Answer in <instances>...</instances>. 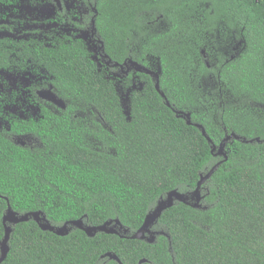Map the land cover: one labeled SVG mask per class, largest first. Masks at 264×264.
<instances>
[{
	"label": "trees",
	"instance_id": "1",
	"mask_svg": "<svg viewBox=\"0 0 264 264\" xmlns=\"http://www.w3.org/2000/svg\"><path fill=\"white\" fill-rule=\"evenodd\" d=\"M91 2L104 53L132 67L119 83L139 87L129 118L80 40L0 39V68L44 65L65 105L40 100L39 118H8L0 130V243L12 228L1 264H119L108 253L122 264H264V0ZM232 134L226 156L213 151ZM173 191L183 201L132 238ZM9 207L55 227L122 228L60 236L32 217L4 224Z\"/></svg>",
	"mask_w": 264,
	"mask_h": 264
},
{
	"label": "flooded vegetation",
	"instance_id": "2",
	"mask_svg": "<svg viewBox=\"0 0 264 264\" xmlns=\"http://www.w3.org/2000/svg\"><path fill=\"white\" fill-rule=\"evenodd\" d=\"M15 1L19 2V0H0V5H12ZM69 2V0H40L37 2V9L48 7L52 11V15L50 14V16L53 17L47 19H53V21L50 22L52 25L48 24L49 27L31 26L30 29L18 31L11 23L0 20V34L2 35L0 39L7 38L15 41L41 43L44 46H52L53 42L57 40H64L67 42L80 40L90 52L91 60L96 63L99 72L105 71L107 79L115 76L119 81H122L124 77L132 73V67H127L126 70L124 66H119L112 62L104 53V43L98 36L95 28L94 12H97V10L91 0H78L77 12H73L72 8L70 9ZM38 34H41L44 38H37L36 35ZM27 69L40 71V73L45 75L44 77H49L45 79L38 77L37 83H33L30 91L28 90V92L31 93L32 102L38 106L39 112L41 113L38 101L47 100L45 97L53 93V86L48 84L52 76L45 66L35 64L31 60H23L19 62V65H9L8 67L0 68V72L6 70L25 71ZM47 85L48 88H46ZM9 102L10 101H7L4 95H0V111L2 114L4 105ZM14 117L15 116L11 115L8 116L9 119Z\"/></svg>",
	"mask_w": 264,
	"mask_h": 264
},
{
	"label": "rangeland",
	"instance_id": "3",
	"mask_svg": "<svg viewBox=\"0 0 264 264\" xmlns=\"http://www.w3.org/2000/svg\"><path fill=\"white\" fill-rule=\"evenodd\" d=\"M40 0H19L12 5H0V20L11 23L16 30H27L31 26L42 27L52 25V11L50 8L37 9V2ZM69 7L73 12L78 11V0H69ZM49 24V25H48ZM54 33V31H53ZM3 34V33H2ZM0 37L2 35L0 34ZM37 38H44L41 34L36 35ZM45 75L33 69L25 71L6 70L0 72V95H4L8 104L4 105L3 116L0 117V129H9L8 116H15L20 119L27 120L37 119L40 117L39 108L32 102L30 91L33 83H37L38 77ZM112 79L117 82V92L121 97L123 110L126 114L130 112L129 98L133 90H138L139 87L135 83L129 88L124 89L119 83L120 81L112 76ZM141 88V86H140Z\"/></svg>",
	"mask_w": 264,
	"mask_h": 264
},
{
	"label": "water",
	"instance_id": "4",
	"mask_svg": "<svg viewBox=\"0 0 264 264\" xmlns=\"http://www.w3.org/2000/svg\"><path fill=\"white\" fill-rule=\"evenodd\" d=\"M131 63H132L133 68L136 69V71L145 72V73H147L149 75H154L157 80L159 79L158 75L155 74L154 72H152L151 70H149L147 68H144L141 65H138V64H136L134 62H131ZM156 89L160 92V94L163 97H165L164 93H162L161 90H160L159 83L156 85ZM45 98L47 100L51 101L52 103L58 105L59 107L65 108L64 103L61 100H58L57 97L53 93L47 95ZM167 105L170 106V103L168 102ZM129 114H130V112L128 114L125 113V115L128 118H129ZM187 117H188L187 124L191 125L192 122L190 120V115H187ZM196 126H197V128L202 130V134L207 138L208 142L212 143V140L207 136V133H206L205 129L203 128V126H201V125H196ZM232 136H234L235 138H238L235 134L227 136L225 138L223 144L221 145L220 151H219L218 154L226 156L225 153H224L225 142L230 140ZM21 142L24 145V141H21ZM216 149H217L216 146H213V151H216ZM218 165H216L209 172V174H207L205 177H202L201 181L198 184V189H199L200 185L207 178H209L211 176V174L218 167ZM198 189L195 191L194 196L199 201L200 196L198 194ZM183 199H184V195H181V194H179L176 191H173V192L169 193L167 198L162 200V201H160L158 203V206L155 208V210L153 212H151L147 216L145 224L143 225V227L138 232H136L132 236V238H134V239H143V238H145L146 233H150V230H149L150 225L153 224L154 221L157 220L160 217L161 213L164 210H166L167 208L171 207L173 205L174 200L183 201ZM43 215H44L43 212L39 211V212H35V213L25 214L24 216H19L17 213H15L11 209V207H9V209L7 211V215L4 216L3 222H4V224H7V223L18 224V223H21V222H26V221H28L30 219V217H32L39 224V226H40V228L42 230L50 231V232H53V233H55L57 235H60V236H64V235L68 234L72 227H76V228H79V229L83 230L90 237L95 236V234L97 232H99V231L100 232H105L107 234H118V231L116 229V225H119L120 228H122V225H121L119 220H116L114 225H112V222H107L104 225L99 226V227H91V226H85L84 222H83V219L67 222L62 227H55V226L51 225ZM11 232H12L11 226L5 225V236H4L3 240L0 243V250H1L0 264L5 260V258L7 257L8 252H9L8 243H9V240H10ZM150 241H152V239H150ZM107 256L110 257L111 259L116 260L119 264H122L120 259L116 255L108 253ZM145 261L146 260H142L141 263L145 262Z\"/></svg>",
	"mask_w": 264,
	"mask_h": 264
},
{
	"label": "clouds",
	"instance_id": "5",
	"mask_svg": "<svg viewBox=\"0 0 264 264\" xmlns=\"http://www.w3.org/2000/svg\"><path fill=\"white\" fill-rule=\"evenodd\" d=\"M229 136H230V135H229ZM236 136H237V135H236ZM232 137H234V136H232ZM232 137H231V138H232ZM235 139H236V138H235ZM213 146H216V145L213 144ZM225 146H226V142H225ZM216 148H217L216 151L219 153L220 148H218L217 146H216ZM225 155H226V154H225ZM197 200H198V199H197ZM199 200H200V199H199Z\"/></svg>",
	"mask_w": 264,
	"mask_h": 264
}]
</instances>
